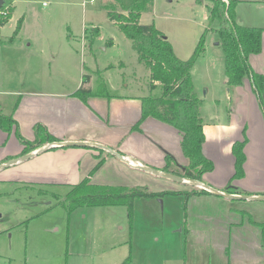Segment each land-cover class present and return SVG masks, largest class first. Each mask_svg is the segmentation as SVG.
Returning a JSON list of instances; mask_svg holds the SVG:
<instances>
[{"label": "rangeland", "instance_id": "374dc122", "mask_svg": "<svg viewBox=\"0 0 264 264\" xmlns=\"http://www.w3.org/2000/svg\"><path fill=\"white\" fill-rule=\"evenodd\" d=\"M140 1V22L163 32L181 59L192 54L205 31L204 50L191 71L195 93L201 97L203 117L211 118L218 109L226 118L225 110L238 100L235 94L231 100L227 96L223 51L214 31L218 24L208 20L211 0ZM11 6L12 15L0 24L1 113L11 111L18 91L72 92L81 85L82 75L92 78L97 92L161 95L160 86L148 88L147 67L107 15L122 12L117 0H3L1 8L8 12ZM235 16L243 25L264 27V0L237 1ZM121 171L108 169L101 177L128 183L139 174L136 181L154 192L195 187L152 173L126 176ZM68 189L53 183L0 181V264H120L127 256L136 264H183L190 257L207 259V264L223 260L224 250L215 257L209 238L204 244H187L182 195L135 199L129 223L125 205L67 213L60 200Z\"/></svg>", "mask_w": 264, "mask_h": 264}, {"label": "crops", "instance_id": "0c3cea01", "mask_svg": "<svg viewBox=\"0 0 264 264\" xmlns=\"http://www.w3.org/2000/svg\"><path fill=\"white\" fill-rule=\"evenodd\" d=\"M13 8L11 6V15ZM262 28L261 51L250 54L248 62L253 72L264 74V27ZM91 79L84 86L94 91ZM75 91L16 92L19 102L13 118L25 139H34L33 126L39 123L60 141H79L84 145L53 147L38 152L28 160L1 168V182L53 183L67 185L70 189L88 176L98 161L97 145L113 148L131 163H140L158 170L164 166L167 152L177 165L186 164L180 148V134L173 126L154 117H147L141 121L139 130L131 129L140 119L142 96L98 94L88 96L84 102L74 96ZM227 92L230 100L231 94H235L238 102L235 107L225 110L226 118L221 117L218 109H214V114H210L211 118L206 119L207 116L203 117L200 110L205 136L203 153L213 163V169L205 172L200 182L224 195L205 189L210 193L192 195L186 200L184 223L185 226L188 225V229H185L187 244H204L209 238L214 243L215 257H219L216 251L219 252L221 248L224 250L221 251L223 254L220 258L223 260L219 261L220 264H263L264 199L257 198L264 197V110L252 90L249 78H245L240 86L228 87ZM244 138L243 175L233 178L235 159L232 144ZM22 152L23 145L15 135L0 130V166L9 159L19 157ZM102 157L104 162L91 175V183L144 186L142 182L136 181L139 178L137 173L149 172L139 170L106 151L102 153ZM108 169H124L120 173L126 172L128 176V172H134L137 175L128 183H118L112 177H101L102 172ZM229 182L237 191H224ZM171 189L183 191L190 188L184 185L182 188ZM228 194L247 195L249 198H231ZM75 211L76 209L73 212ZM206 260L193 261L190 257L185 258L183 264H207Z\"/></svg>", "mask_w": 264, "mask_h": 264}, {"label": "trees", "instance_id": "16d2710c", "mask_svg": "<svg viewBox=\"0 0 264 264\" xmlns=\"http://www.w3.org/2000/svg\"><path fill=\"white\" fill-rule=\"evenodd\" d=\"M122 12L108 11L107 15L118 24L123 34L132 41V47L138 54V60L143 62L149 72L148 88L161 87V95H146L141 100V116L136 125L131 129L139 130V125L147 117H154L164 123L173 126L180 134V148L186 159V164L177 165L171 154L166 153L165 164L161 171L176 174L185 178L201 181L205 172L213 169L212 161L203 153L205 136L203 133V118L200 115L201 98L194 91L192 79V67L197 57L204 50V33L198 40L192 54L187 59L179 58L167 40L163 32L154 24H142L140 22V0H117ZM237 0H211L208 6V20L216 22L214 28L220 40L224 57V74L228 87L240 86L245 78H249L253 92L256 94L260 105L264 110V74L253 72L250 68L248 57L250 54L261 51L262 27L243 25L237 22L235 6ZM11 16V9L7 16L0 19L4 24ZM20 28L18 23L15 32ZM89 76L82 75L81 86L74 92V96L86 101L91 95L109 96L107 91L97 92L86 88L85 83ZM19 98L15 100L9 113L0 112V130L13 133L23 145V154L32 151L45 143L60 141L49 134L47 129L37 123L33 126L34 139H25L13 118ZM245 138L232 144L234 156V175L239 178L243 175V163L245 155L243 147ZM67 146H63L65 148ZM98 161L91 168L88 176L80 182L72 185L60 202L66 208L67 213L77 208L125 205L127 207L128 222H132L134 201L141 197H163L166 193L184 196L185 202L192 195L209 194L210 192L197 187H191L183 191H160L154 192L146 186L102 185L90 182V177L103 164L101 158L105 151L97 148ZM178 169V170H177ZM224 191H237L229 182ZM120 264H134L127 256ZM264 264V263H263Z\"/></svg>", "mask_w": 264, "mask_h": 264}, {"label": "water", "instance_id": "95a60500", "mask_svg": "<svg viewBox=\"0 0 264 264\" xmlns=\"http://www.w3.org/2000/svg\"><path fill=\"white\" fill-rule=\"evenodd\" d=\"M2 3H3V0H0V8L2 6ZM83 145L84 144L82 142H79V141H68V140H66V141L51 142V143H48V144H46V145H44V146H42L40 148H37V149H35V150L31 151V152H28V153L23 154V155H21L19 157H16V158L8 160L7 162H5L4 164H2L0 166V169L4 168L6 166H9V165L15 164L17 162L28 160L29 158L33 157L38 152H41V151H44V150H47V149H51L53 147H63V146L73 147V146H83ZM97 147L99 149L105 150L109 154L117 157L118 159H120L122 161L129 162L127 157H125L124 155H122L121 153H119L118 151L114 150L113 148H111L109 146L97 145ZM129 164H131L132 166H134L135 168H137L139 170H143V171L152 173V174H154L156 176H159V177H164V178H168V179H171V180H176V181H179V182H182V183L193 185L195 187H200L202 189H207L210 192L212 191L213 193H216V194H219V195H224L223 192H219V191H217L215 189H212L209 186H207V185H205V184H203L200 181L195 180V179L185 178V177H182V176H179V175H176V174L164 172V171L158 170V169L153 168V167L145 166V165L140 164V163H131V162H129ZM227 196H229L231 198H239V199H247V198H249V196H247V195H230V194H228ZM257 199H264V197H259Z\"/></svg>", "mask_w": 264, "mask_h": 264}, {"label": "built area", "instance_id": "2783aa9c", "mask_svg": "<svg viewBox=\"0 0 264 264\" xmlns=\"http://www.w3.org/2000/svg\"><path fill=\"white\" fill-rule=\"evenodd\" d=\"M7 11L3 10V8H0V19L7 16Z\"/></svg>", "mask_w": 264, "mask_h": 264}]
</instances>
